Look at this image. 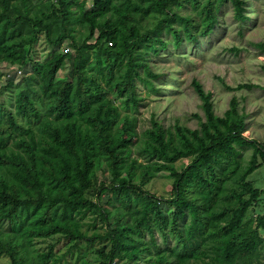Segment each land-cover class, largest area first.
<instances>
[{
	"label": "trees",
	"instance_id": "1",
	"mask_svg": "<svg viewBox=\"0 0 264 264\" xmlns=\"http://www.w3.org/2000/svg\"><path fill=\"white\" fill-rule=\"evenodd\" d=\"M226 2L249 19L246 0H0V67L23 74L15 85L7 73L14 99L0 101V259L264 264V215L248 219L264 199L249 180L264 143L244 136L237 99L218 116L195 80L199 128L153 120L141 134L120 109L137 108L139 82L158 91L149 58L168 48L161 35L174 48L208 37ZM160 178L162 195L151 190Z\"/></svg>",
	"mask_w": 264,
	"mask_h": 264
},
{
	"label": "rangeland",
	"instance_id": "2",
	"mask_svg": "<svg viewBox=\"0 0 264 264\" xmlns=\"http://www.w3.org/2000/svg\"><path fill=\"white\" fill-rule=\"evenodd\" d=\"M247 21L235 18V10L230 2L222 5L218 12L217 23L208 37H201L195 42L184 40L179 48H174L173 39L167 33L161 37L168 43V48L160 50L149 58V64L160 78L154 80V92L142 83H138L137 108L129 109L122 105L124 113L136 119L137 131L141 134L151 127L153 120L166 128L176 124L190 129L199 128L196 115L205 119L204 111L194 87L193 81L200 82L207 92L213 93L215 113L223 116L230 108L235 97L239 102V113L245 118L244 136L264 143V0H246ZM68 48V47H65ZM40 38L35 51L38 60L47 59L52 52ZM60 73L65 77L69 70ZM7 73L13 74L15 85L22 81L21 71L8 66L0 67V101L10 105L14 99L15 86L8 88ZM240 84L252 85L250 89L229 90L226 86L236 88ZM9 89V90H7ZM114 98H117L115 96ZM117 103L121 105V99ZM252 150L244 151L248 161ZM186 162H179L182 167ZM103 178V176H102ZM249 180L257 188L264 189V167L259 168ZM169 181L164 178L155 180L151 190L158 195L166 194ZM264 215V199L259 207L248 214V219ZM264 236V232H262ZM51 241H38L39 249H46ZM264 261V250L262 251ZM0 264H11L9 258L0 259ZM73 264H79L74 261Z\"/></svg>",
	"mask_w": 264,
	"mask_h": 264
}]
</instances>
